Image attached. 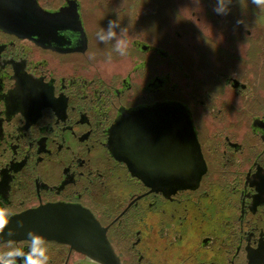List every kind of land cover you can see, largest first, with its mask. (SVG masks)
<instances>
[{"label":"flooded vegetation","instance_id":"obj_1","mask_svg":"<svg viewBox=\"0 0 264 264\" xmlns=\"http://www.w3.org/2000/svg\"><path fill=\"white\" fill-rule=\"evenodd\" d=\"M215 4L0 0L9 220L80 207L121 264H264V11L232 0L219 15ZM113 20L127 56L97 38ZM171 152L202 153L197 183L170 185L163 173L186 161ZM45 241L49 264L89 260ZM29 243L0 242V253Z\"/></svg>","mask_w":264,"mask_h":264},{"label":"water","instance_id":"obj_2","mask_svg":"<svg viewBox=\"0 0 264 264\" xmlns=\"http://www.w3.org/2000/svg\"><path fill=\"white\" fill-rule=\"evenodd\" d=\"M173 155L184 157L186 161L170 163L185 165L182 171L172 168L169 172H162L170 185L182 187L197 183L205 168L202 153L171 152V156ZM143 176L147 178L146 173ZM21 220L24 221L22 228L18 226V221ZM7 229L14 230L16 235L10 239L6 235L7 232L0 234V242L27 239V232L32 230L44 239L70 244L97 264H121L108 239L106 229L89 211L80 207H49L27 212L10 219Z\"/></svg>","mask_w":264,"mask_h":264},{"label":"clouds","instance_id":"obj_3","mask_svg":"<svg viewBox=\"0 0 264 264\" xmlns=\"http://www.w3.org/2000/svg\"><path fill=\"white\" fill-rule=\"evenodd\" d=\"M232 0H216L214 11L219 15H227L229 5ZM251 3L258 9L264 11V0H251ZM239 23V21L237 22ZM118 20L109 21L107 29L101 28L97 33V38L105 43H111L113 50L120 56H127L129 53L130 42L127 36V28H120ZM100 33H104L100 35ZM12 215L6 207H0V234H5V229L9 224ZM24 221H18V226L23 227ZM6 235L11 239L16 233L9 229ZM29 240V250L24 252L22 248L9 246L6 252L0 253V264H49L48 246L42 235L34 233L32 230L27 232Z\"/></svg>","mask_w":264,"mask_h":264},{"label":"rangeland","instance_id":"obj_4","mask_svg":"<svg viewBox=\"0 0 264 264\" xmlns=\"http://www.w3.org/2000/svg\"><path fill=\"white\" fill-rule=\"evenodd\" d=\"M80 264H97V263H95V262H93L91 260H86V261H84L83 263H80Z\"/></svg>","mask_w":264,"mask_h":264}]
</instances>
